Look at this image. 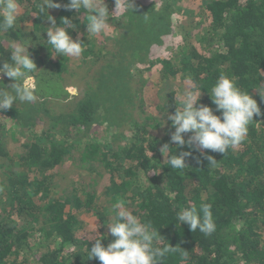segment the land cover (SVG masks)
I'll use <instances>...</instances> for the list:
<instances>
[{
  "label": "trees",
  "instance_id": "trees-1",
  "mask_svg": "<svg viewBox=\"0 0 264 264\" xmlns=\"http://www.w3.org/2000/svg\"><path fill=\"white\" fill-rule=\"evenodd\" d=\"M54 2L63 5L68 0ZM19 3L29 30L22 33L17 27L0 33V66L10 59L6 40L30 38L34 47L29 46L28 51L37 68L32 74L37 100L13 104L0 112V157L8 156L3 130L14 127L21 146L17 160L28 167V173L21 177L23 191H10L20 204L18 211L0 209V264H100L96 258L89 259V249L99 236L106 237L101 241L105 247L111 242L106 224L111 222V205L120 200L141 222H151L162 237L160 247L170 244L188 252L189 259L183 264H264V115L254 117L246 140L226 154L197 150L195 146L180 149L170 144L174 132L171 121L161 116L165 98L149 107L141 85L131 79L126 62L135 59L136 66L141 65V43L155 38L151 46H156L174 35L178 20L167 1L131 0L133 9L111 17L109 22L115 21L112 30L101 40L80 34L86 25L83 13L63 7L50 9L48 15L58 26L62 18L71 20L76 29L69 34L86 45L78 63L72 65L70 57H53L55 53L46 41L47 27L51 26L47 15H33L39 13L40 0ZM105 4L114 14L115 0H105ZM202 10L207 13L214 52L204 54L181 41L171 56L164 55L159 61L163 80L182 83L166 95L167 113H174L175 96L186 86V78L199 85L204 96L221 74L234 78L236 86L247 90L264 113V101L256 90L264 92V0H211ZM128 12L131 16L125 17ZM148 23L153 32L147 31ZM1 76L0 87H10L13 81ZM71 82L77 84V95L72 96L68 109L55 113L54 99L68 96L64 85ZM200 103L220 115L211 97L200 98ZM42 120L46 124L41 126ZM95 122L102 123L104 140L89 141L78 148L76 142L81 139L76 136L84 138ZM32 128L37 133L27 135ZM190 135L185 134V139ZM38 137L44 141L39 143ZM164 144H170L171 154L191 152L185 159V169L170 168L160 151ZM206 156L217 161L215 167H208ZM73 166L88 174L101 168L102 212L96 209L95 191L83 189L92 186L84 179L80 180L84 185L80 191L85 194L79 198L80 191L75 189L82 177L76 173L61 198H48L53 177L50 173ZM34 198L43 200L46 206L38 207ZM203 203L212 205L217 226L210 236L198 230L191 232L188 225H180L176 219L181 208L199 209ZM83 213L97 217L93 230L83 229ZM40 220L43 234L39 237L36 228ZM34 238L40 240L32 244ZM163 264H182L181 251L170 254Z\"/></svg>",
  "mask_w": 264,
  "mask_h": 264
},
{
  "label": "clouds",
  "instance_id": "clouds-1",
  "mask_svg": "<svg viewBox=\"0 0 264 264\" xmlns=\"http://www.w3.org/2000/svg\"><path fill=\"white\" fill-rule=\"evenodd\" d=\"M20 7L19 0H0V33L20 27L17 23ZM61 7L84 14L88 39L106 34L112 28L109 22L111 17L133 9L131 0H115L114 14L109 13L104 0H68L63 5L55 3L54 0H40L39 13L33 15H47L46 20L51 26L47 27L46 41L55 53L53 57L78 58L86 48L83 41L74 40L69 34L70 30L76 29L71 20L62 18L58 26L57 21L48 15L50 9ZM30 41V38L5 41L11 50L10 59L0 66V75L10 78L13 83L10 87H0V112L11 109L14 101L30 104L37 100V86L32 75L37 68L28 51L29 46H33ZM184 84L186 86L182 92L175 96L176 107L173 114L166 111L168 92L165 93V111L161 115L167 116L174 129L170 144H175L180 149L185 146L191 149L195 146L197 150L226 154L229 149H236L246 140L254 117L264 115L257 100L247 90L237 87L234 78L224 74L219 76L209 93L215 112L220 115L214 114L213 108L200 103L202 89L190 77L185 79ZM256 90L261 101H264V92ZM189 133L191 135L186 140L185 134ZM170 144H164L160 149L161 153L167 157V163L172 170L185 169V159L191 152L171 154ZM206 159L209 162L208 167L216 166L217 161L212 156H206ZM211 208L212 205L208 203L201 204L199 209L195 206L184 207L176 213V219L180 225H188L191 232L198 230L204 236H210L217 229ZM109 219L111 222L106 225L112 240L105 247L101 241L106 237H97L89 249V259L96 258L100 264H163L170 254L177 251H181L182 264L189 259L188 252L181 248L177 249L170 244L160 247L162 237L151 222H141L125 207L123 200L111 205Z\"/></svg>",
  "mask_w": 264,
  "mask_h": 264
},
{
  "label": "rangeland",
  "instance_id": "rangeland-1",
  "mask_svg": "<svg viewBox=\"0 0 264 264\" xmlns=\"http://www.w3.org/2000/svg\"><path fill=\"white\" fill-rule=\"evenodd\" d=\"M157 1V0H154ZM167 1V4L171 6L172 11L174 13L175 20H178L175 26L174 35L171 37H168L165 42H161V44H158L156 46H151L155 42V38H152V41L149 39L148 42L141 43L140 47V59L141 62L140 66H136V63L138 60H130L126 62L128 65L130 76L133 81H136L138 85H141L142 87V95L144 98L145 103L148 104L149 107H154L158 105L164 98L166 92H171L173 90H178L179 86L182 85V83L174 82L172 80H163L160 75V69H161V61L162 58L165 56H171L172 52L177 48V43H181V41L188 44V46H192L196 48L201 53H210L212 54L214 52L215 46L214 38L212 39L210 36V30H209V23L206 21L207 13L202 10V6L211 0H165ZM105 2V0H104ZM161 6V5H159ZM112 9L110 8V11ZM110 14H112L110 12ZM131 13L128 12L125 14V17H130ZM133 16H137V14H134ZM20 27L18 29L21 30L22 33L25 30H29V25L26 21L22 20V13L21 10L19 12L18 18H20ZM182 18V20H181ZM112 26L114 25L115 21L112 20L110 22ZM150 25L149 23L147 26ZM112 30V29H111ZM110 30V31H111ZM110 31L107 32L105 35L110 34ZM148 32H153V26H148L147 28ZM147 32V33H148ZM81 35H88L86 30V25H84L83 29L80 31ZM148 35V34H147ZM103 35L96 36L99 40H101ZM179 37V39H177ZM158 38V37H157ZM172 39V40H171ZM212 40V42H211ZM41 54H44L43 51L40 52ZM165 55V56H164ZM71 58V65L78 63L79 57ZM0 81H2V76L0 75ZM35 82V79H34ZM64 89L68 93L67 95H61L58 98H55L53 101V110L55 113H60L64 111L65 109H68L72 96L77 95V84L74 82L66 83L64 85ZM167 93V94H168ZM166 94V95H167ZM67 97L69 100H66ZM201 98H210L209 94H206L204 96H201ZM65 99V100H64ZM13 104H24V103H17L13 102ZM29 116L26 118L28 119ZM39 124L42 126L46 124L44 121H39ZM102 123L95 122L90 128H89V134L85 135L83 137L76 136L77 140V147L84 148L86 143L91 141L94 142L96 140L103 141L104 136L102 131L103 126H101ZM35 129L32 128L29 131H26L27 135H32ZM15 128L6 126L5 130H3V134L5 136L4 139V145L6 147V150L8 152V156L5 158L0 157V209H9V210H16L18 211V208L20 207V204L16 202L15 197H13L10 194V191L12 190H20L23 191L21 187V177H24L28 172V167L24 163H20L17 158L21 151L20 142L16 140V137L14 135ZM37 133V132H36ZM35 133V134H36ZM106 139L105 141H107ZM44 140L42 138L38 137V142H43ZM79 141V142H78ZM107 149H110L109 146H107ZM101 171V168L97 170V172H93L91 174H88L82 169H79L77 171L76 167H59L57 168L56 172H51L50 174L53 175V177L50 180V190L48 193V198L57 200L58 198H61V195H64V191L67 189L68 185H72L73 183L69 184L70 179L73 177V175L76 173V175H80L82 178H78L77 181V187H79L77 190V193L81 190L84 185L81 183L80 180L84 179L86 181V184L90 182L92 185L91 187L88 186L84 187L83 189L90 191H95V206L97 211H103V208L105 207V203L103 202V192H104V177H102L98 172ZM104 174V173H102ZM20 178V179H19ZM79 182V183H78ZM1 185H4V187H1ZM17 185V186H14ZM134 190H131V193ZM85 192L83 193L80 191L79 198H83ZM49 201V199H48ZM34 202L38 207H44L46 206L45 202L41 199L34 198ZM127 204H130V202H127ZM128 206V205H126ZM22 215V214H19ZM19 215H16V220L19 221ZM18 216V218H17ZM15 219V217L13 216ZM22 218H26L25 216H22ZM81 218V225L83 229L93 230L95 226L98 224L97 217L95 214L91 213H83L80 215ZM30 222V221H29ZM38 232L36 236H39L43 234L41 231L42 228V220H40L37 223ZM44 229V227H43ZM35 237V236H34ZM32 244L36 243L40 239H31Z\"/></svg>",
  "mask_w": 264,
  "mask_h": 264
}]
</instances>
